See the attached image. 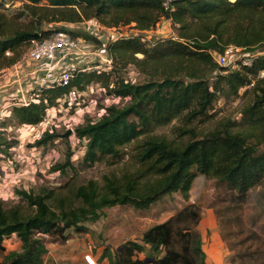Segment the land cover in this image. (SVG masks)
<instances>
[{
	"label": "trees",
	"instance_id": "1",
	"mask_svg": "<svg viewBox=\"0 0 264 264\" xmlns=\"http://www.w3.org/2000/svg\"><path fill=\"white\" fill-rule=\"evenodd\" d=\"M44 1L46 5H40ZM4 5L0 0V72L19 61L23 45L68 32L43 31L45 23L101 19L108 28L133 25L138 34L107 43L111 66L76 69L66 85L52 83L36 90L27 105L13 107V119L35 126L58 101L91 85L128 99L122 107L105 108L97 121L78 126L75 135L85 145L83 163L122 160L133 146L130 160L135 170L106 176L103 186L89 182L77 188L73 196L80 205L70 206L60 199L58 211L48 203L50 195L21 191L24 208L0 201V250L5 251L3 243L13 235L22 242L20 251L5 255L1 264H44L48 239L56 232L62 235L55 241L63 244L69 230L86 231L84 224L99 220L104 208L131 205L147 209L175 193L188 198L200 175L226 184L241 203L264 183V78H260L264 73V0H175L170 11L161 0H29L24 9L35 26L31 31L11 30L12 19L2 12ZM163 20L177 27L176 39L150 43L140 35ZM229 45L254 54L252 66L234 71L219 66L212 52L223 53ZM130 65L144 75L143 82L116 77ZM251 85L255 98L241 113L245 130L235 132L225 125L199 135L191 127L208 116L221 97H239L241 89ZM163 127H172L176 139L155 134ZM54 136L46 131L34 146L46 147ZM72 156L69 150L65 162L52 170L60 174L73 170ZM191 214L184 210L150 228L142 236L143 244H123L110 264H207L202 239L189 226ZM193 218L196 225L199 217ZM144 245L164 249L165 254L134 261L135 254L144 252Z\"/></svg>",
	"mask_w": 264,
	"mask_h": 264
},
{
	"label": "rangeland",
	"instance_id": "2",
	"mask_svg": "<svg viewBox=\"0 0 264 264\" xmlns=\"http://www.w3.org/2000/svg\"><path fill=\"white\" fill-rule=\"evenodd\" d=\"M27 2L29 0H4L2 12L12 19L11 30L35 29L31 23L32 19L25 13L24 7ZM40 5H46V2ZM99 20L91 19L78 24L45 23L43 31L55 32L57 29H66L75 38L92 42L93 46L86 50L89 54L83 57L93 60L87 62L88 65L103 68L105 65L101 63L103 61L98 55L102 44L111 41L116 35H137L138 30L133 25L108 28ZM176 28L171 20H163L154 30L142 32L140 35L150 43L176 39L178 34ZM28 49L29 46L25 44L18 51L19 61L15 65L25 68L21 62ZM7 55L13 56L11 52ZM20 63L22 65H19ZM13 66L0 72V87L11 86V89L7 88L5 92H2L5 88H0V93H5L10 98L13 92L16 93L17 77H22L23 74L21 69H12ZM116 77L131 83H141L145 79L132 65L118 71ZM260 78H264V73ZM28 79L29 77L22 78L21 84L28 83ZM29 81L31 83L32 79ZM23 86L24 91L26 85ZM251 88L252 85L241 89L239 97H221L215 103L214 110L202 120H196L191 127L199 135L225 125L235 132L245 130L241 113L255 98ZM36 90H39L38 86L27 93L25 101L30 102ZM127 101L128 99L108 95L99 85H91L73 99L72 103L70 101L67 103L66 100L58 101L55 107L47 111L41 124L20 125L11 116L3 117L0 120V201L8 206L20 205L24 208L26 205L21 201L19 194L21 191L50 195L52 198L48 203L58 211L60 199H64L70 206L80 205L74 201L73 196L77 188L86 186L89 182L103 186L106 176L134 171V163L130 160L133 146L128 148L129 154L122 160L114 161L107 158L87 165L83 163L85 145L75 135L78 126L84 125L87 121H97L105 108L111 105L122 107ZM69 130H72V133L69 138H65L64 135ZM46 131L54 133L52 142L46 147H35V141ZM155 134L176 139L172 127L159 128ZM69 150L73 153L74 169L68 170L67 174L54 172L52 167L57 163H64ZM184 210L193 213L189 216V226L202 239L207 264H264V183L249 193L245 203H241L232 195L226 184L200 175L195 180L188 198L175 193L163 196L147 209H137L131 205L107 207L101 211L99 220L84 224L86 231L77 232L71 229L68 234L70 239L81 234L77 236L80 240L82 237L90 236L94 242L97 241L98 248L103 247L106 264H110L117 258V251L123 244L130 241L143 244L142 236L146 231ZM196 215L199 221L195 225L193 217ZM58 235L62 234L56 232L48 239V246L51 244V247H48L49 252L50 249L60 251L67 247V245L63 247L59 240L55 241ZM21 245V240L15 235L6 239L3 243L5 251L0 250V264L8 253L20 251ZM144 247V252L135 254L134 261L159 259L165 254L164 249L157 250L151 245ZM48 253L44 258L46 260Z\"/></svg>",
	"mask_w": 264,
	"mask_h": 264
},
{
	"label": "built area",
	"instance_id": "3",
	"mask_svg": "<svg viewBox=\"0 0 264 264\" xmlns=\"http://www.w3.org/2000/svg\"><path fill=\"white\" fill-rule=\"evenodd\" d=\"M161 2L166 11L173 10V3L175 2V0H161ZM119 36L123 35H116L114 38ZM107 43L108 42H104L102 44V48L100 49L98 55L104 62H101L102 64L106 66H111V58L107 55L106 52ZM91 46H93L92 42H86L82 39L75 38L73 35L66 31L57 32L50 38L42 41L36 39L32 40L29 45L28 52L25 54L22 64H44L48 72L52 73L56 71L57 75L55 76V78H41L39 82H36V85H31L30 88L26 90V93H29L30 91L34 90L36 86L41 89L43 87H48L50 84L55 82L66 85L72 78L74 70L85 69L83 67L76 68L72 66V59L83 57L89 54V52H87L86 50ZM212 55L219 66L225 67L229 69V71L238 70L242 66L251 67L254 58V54L248 53L243 48L237 47L235 45H229L225 47L223 53L212 52ZM22 64L20 63V65ZM94 68L98 69L100 68V66ZM16 70L19 69L16 68ZM35 74V71L32 70L27 73L25 77H32L35 76ZM19 86L20 85H18L17 87L18 89L16 90V93L12 94V98L6 96L5 93H0V120L3 119V117L11 116L13 107L22 104L27 105L29 103L25 100L19 101V98L24 95L21 93L23 89ZM8 87L11 86L8 85ZM8 87H2L5 88L2 92H5ZM77 96H79V93L76 91H72L69 96H67L64 100L68 102L70 101V103H72L73 99H76ZM6 113L9 114L6 115ZM89 249L90 251L84 255L85 263L99 264L98 260L95 258V255L92 253L93 246L90 245Z\"/></svg>",
	"mask_w": 264,
	"mask_h": 264
},
{
	"label": "crops",
	"instance_id": "4",
	"mask_svg": "<svg viewBox=\"0 0 264 264\" xmlns=\"http://www.w3.org/2000/svg\"><path fill=\"white\" fill-rule=\"evenodd\" d=\"M87 56V55H86ZM91 58L87 57H78L76 59H72L71 65L78 68H85L87 70L94 68L91 65H88L87 62H91L93 60H90ZM23 62V61H22ZM21 62V63H22ZM20 65V64H19ZM25 68H21L18 65H14L12 69L16 68L21 69L23 72L22 77H17L18 79L15 81V86L23 88V85H26V89H28L29 86L34 82H39L41 78H50L55 77L57 75V72H48L46 70V66L44 64H34V65H27L24 64ZM8 70V69H7ZM35 71V76L29 77V79H32V82L30 83L28 79V83L25 82L24 84H21V79L26 76L27 73L30 71ZM19 74V73H15ZM19 82V83H18ZM4 86V85H3ZM1 86L0 88H2ZM8 87V85H5ZM14 86V85H13ZM11 87H8V90H10ZM18 89V88H16ZM26 89L24 91H21L22 94H24L22 97L19 98V101H24L27 96ZM12 94H15L13 92ZM77 236H81V234H77ZM76 235L73 238H69L65 243L61 244L67 245V247L64 249H61L60 251L57 250H51L48 253L47 260L44 259V264H86L84 261V255L90 251L89 247L90 245L93 246L92 253L95 255V258L98 260L99 264H106V259L104 258V250L103 247L98 248L97 247V241L94 242L93 239L90 236L82 237L81 240ZM96 240V239H95ZM56 245H59V243H55ZM51 247V244L48 246ZM48 248V249H49ZM105 259V260H104Z\"/></svg>",
	"mask_w": 264,
	"mask_h": 264
},
{
	"label": "water",
	"instance_id": "5",
	"mask_svg": "<svg viewBox=\"0 0 264 264\" xmlns=\"http://www.w3.org/2000/svg\"><path fill=\"white\" fill-rule=\"evenodd\" d=\"M71 133H72V130H69V131L64 135V137H65V138H69V136L71 135Z\"/></svg>",
	"mask_w": 264,
	"mask_h": 264
}]
</instances>
